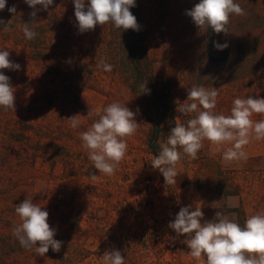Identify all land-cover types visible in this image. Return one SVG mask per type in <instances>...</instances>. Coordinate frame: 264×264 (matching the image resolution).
Returning <instances> with one entry per match:
<instances>
[{
  "label": "rangeland",
  "instance_id": "374dc122",
  "mask_svg": "<svg viewBox=\"0 0 264 264\" xmlns=\"http://www.w3.org/2000/svg\"><path fill=\"white\" fill-rule=\"evenodd\" d=\"M189 1L136 0L130 11L139 31L108 24L80 33L73 0H54L37 13L32 27L38 35L27 40L22 25L31 21L32 9L23 0H7L0 19L11 20L12 30L0 31V49L20 69L0 70L10 77L16 98L15 111L0 108V264H103L101 256L113 248L125 264H198L187 255L185 237L168 227L181 207L201 206L204 220L221 211L241 225L264 212V140L246 146V162L232 163L212 154L215 146L204 141L197 159L185 156L177 165L175 185H165L151 167L170 129L195 116L176 111L187 89L202 83L200 67L190 66L185 54L192 32L181 15ZM13 5L14 15L7 10ZM100 59L113 65L111 72L97 68ZM261 60L251 75L226 82L212 73L222 72L219 67L207 65L212 85L204 86L219 90L217 114L230 115L237 97L264 98ZM143 83L150 93H140ZM113 102L138 109L139 127L126 138L127 154L109 177L92 168L79 134L98 118L87 116L89 108ZM74 115L76 129L67 119ZM91 173L99 178L91 180ZM25 198L49 213L54 238L64 242L60 252L50 248L40 257L12 234L20 223L15 205Z\"/></svg>",
  "mask_w": 264,
  "mask_h": 264
},
{
  "label": "clouds",
  "instance_id": "9594fccd",
  "mask_svg": "<svg viewBox=\"0 0 264 264\" xmlns=\"http://www.w3.org/2000/svg\"><path fill=\"white\" fill-rule=\"evenodd\" d=\"M32 9L30 22H24L22 32L27 40H33L38 33L33 29L37 13L47 11L54 0H23ZM76 26L80 33L95 30L97 26L111 24L117 30L139 31L137 18L130 11L136 0H73ZM7 0H0V11L6 8ZM39 6V7H37ZM13 15L15 5L7 9ZM200 31L211 29L216 34H229L228 25L233 15L243 16L244 9L235 0H199L186 10ZM0 31H11V20L0 19ZM218 51L225 50L228 43L213 42ZM97 68L111 72L113 65L100 59ZM19 70L20 65L10 59L9 51L0 49V70ZM140 93H150L146 83L140 85ZM219 90L193 85L187 89L185 102L176 105V111L184 115L195 113L186 124L177 122L170 129L166 142L159 144L160 151L151 160V167L158 170L165 185L177 183V165L186 156L197 159L204 141L215 146L212 154L221 153L226 163L246 162L247 145L253 140H264V119L254 121V114L264 115V98L258 96L237 97L232 101L230 115L217 114ZM15 89L10 77L0 71V108L15 111ZM136 112L125 104L113 102L102 110L89 108L87 116L98 117L91 126L79 134L81 146L87 151L88 159L100 175L113 176L124 160L128 145L126 138L136 134L139 123ZM78 115V114H77ZM74 115L67 118L76 129L80 121ZM91 180L99 178L91 173ZM20 223L13 227L12 234L26 250H34L40 257L49 249L60 252L63 241L54 237L56 229L49 224V213L32 199L25 198L15 205ZM168 227L177 236H184L187 255L198 264H264V212L247 217L244 224L230 219L217 211L211 220H204L201 206L181 207ZM103 264H125V256L118 249L106 250L101 256ZM206 258V259H204Z\"/></svg>",
  "mask_w": 264,
  "mask_h": 264
},
{
  "label": "trees",
  "instance_id": "16d2710c",
  "mask_svg": "<svg viewBox=\"0 0 264 264\" xmlns=\"http://www.w3.org/2000/svg\"><path fill=\"white\" fill-rule=\"evenodd\" d=\"M235 2L241 5L245 14L231 17L228 35L216 34L211 29H207L206 32L200 31L191 17L185 14L186 10L194 7L199 0H190L187 8L182 11L181 19L188 24V30L192 32L191 45L185 54L190 66L197 64V67H200L202 75L200 85H212L205 72L207 65L213 69L219 67L222 72L212 71V73L220 79L219 81L226 82L251 75L257 70L264 57V0H235ZM214 41L228 43L229 46L223 51H218L213 46ZM214 82L217 84L216 81ZM159 133L160 128L156 126L153 132L154 138L157 139ZM155 141L152 143L157 142ZM150 147L155 149L154 144Z\"/></svg>",
  "mask_w": 264,
  "mask_h": 264
}]
</instances>
